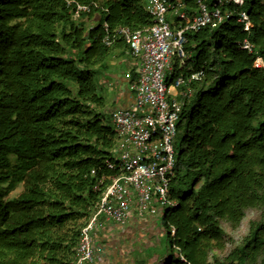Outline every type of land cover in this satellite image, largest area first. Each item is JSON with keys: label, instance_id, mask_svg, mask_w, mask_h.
<instances>
[{"label": "trees", "instance_id": "16d2710c", "mask_svg": "<svg viewBox=\"0 0 264 264\" xmlns=\"http://www.w3.org/2000/svg\"><path fill=\"white\" fill-rule=\"evenodd\" d=\"M76 4L99 8L75 19ZM222 10L245 12L250 31L235 12L187 31L186 66L175 61L167 75V86L200 76L176 127L168 195L177 206L165 217L176 255L162 264H210L226 245L220 222L235 229L248 208L262 219L215 264H264V69L253 67L256 57L264 64V0ZM104 23L109 32L153 24L144 0H0V264H75L81 230L120 174L107 166H117V135L98 79L128 49L121 38L105 45Z\"/></svg>", "mask_w": 264, "mask_h": 264}, {"label": "built area", "instance_id": "2783aa9c", "mask_svg": "<svg viewBox=\"0 0 264 264\" xmlns=\"http://www.w3.org/2000/svg\"><path fill=\"white\" fill-rule=\"evenodd\" d=\"M144 2L145 11L153 22L150 27L138 31L120 27L109 32L107 24H103L105 45L112 46L121 38L137 65L133 68L135 79L131 71L125 75L133 95L131 105L109 114L117 135L114 149L117 166L113 163L107 166L110 170L117 167L120 174L106 187L82 228L75 264L95 262L93 239L105 222L124 227L133 214L138 218L155 217L162 215V210L165 218L169 210L177 206L168 195L175 167L176 127L183 99L190 96L188 85L200 76L178 77L167 86V75L172 72L173 63L178 61L180 66H186L188 55L183 47L184 34L217 28L234 12L244 32L252 28L245 12L222 10L226 5L241 7L244 0H216L212 8L198 0L194 9L188 8L184 0ZM98 8L96 4H76L74 18ZM240 48L253 53V47L247 41ZM253 67L264 69L262 58L256 57ZM183 87L184 91L181 90ZM170 233L173 235L174 229Z\"/></svg>", "mask_w": 264, "mask_h": 264}, {"label": "crops", "instance_id": "0c3cea01", "mask_svg": "<svg viewBox=\"0 0 264 264\" xmlns=\"http://www.w3.org/2000/svg\"><path fill=\"white\" fill-rule=\"evenodd\" d=\"M117 53L123 58L122 61L125 57H130L127 52L124 55L119 51ZM108 75H112V79L115 78L111 71L106 74ZM132 77L135 79L134 71ZM125 83L127 88L124 90L122 103L108 113L131 105L133 95L128 89L126 79ZM165 237H168L167 231L160 225L156 216L138 218L133 214L124 227L105 222L104 227L96 231L93 239L96 249L93 264H162L169 256ZM170 250L176 255L174 248Z\"/></svg>", "mask_w": 264, "mask_h": 264}, {"label": "rangeland", "instance_id": "374dc122", "mask_svg": "<svg viewBox=\"0 0 264 264\" xmlns=\"http://www.w3.org/2000/svg\"><path fill=\"white\" fill-rule=\"evenodd\" d=\"M115 52L112 59L109 61L110 71L113 72L115 78L112 79V75L101 77L98 79L99 90L98 93L103 97L105 102V110L109 111L117 108L118 105L122 103V96L124 90L127 88L125 83L126 72L134 71L133 68L137 65L136 61L131 57L123 58L117 55ZM109 71V72H110ZM22 191V186L19 185L13 192L8 195L7 199H13L17 197ZM160 225L166 230V222L164 218V210H162V215L156 216ZM262 219V212L259 209L248 208L245 210V215L239 226L232 229L230 225L224 221L220 222L221 227L225 232V248L222 251H214L209 256L210 264H215L216 261H223L224 258L236 247L241 244L243 238L248 234L250 224L253 222H259ZM165 243L168 248L170 246L169 237H165ZM169 257L174 255L173 250H168Z\"/></svg>", "mask_w": 264, "mask_h": 264}]
</instances>
